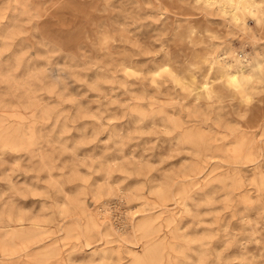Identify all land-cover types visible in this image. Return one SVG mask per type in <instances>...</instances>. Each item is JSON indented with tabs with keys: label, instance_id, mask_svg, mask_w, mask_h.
<instances>
[{
	"label": "rangeland",
	"instance_id": "obj_1",
	"mask_svg": "<svg viewBox=\"0 0 264 264\" xmlns=\"http://www.w3.org/2000/svg\"><path fill=\"white\" fill-rule=\"evenodd\" d=\"M0 264H264V0H0Z\"/></svg>",
	"mask_w": 264,
	"mask_h": 264
}]
</instances>
